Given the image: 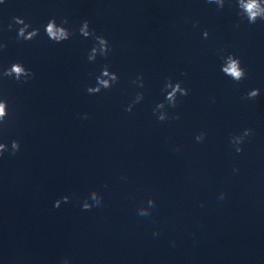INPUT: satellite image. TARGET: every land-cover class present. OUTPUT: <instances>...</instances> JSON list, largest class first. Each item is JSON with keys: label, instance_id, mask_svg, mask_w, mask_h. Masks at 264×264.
Here are the masks:
<instances>
[{"label": "clouds", "instance_id": "9594fccd", "mask_svg": "<svg viewBox=\"0 0 264 264\" xmlns=\"http://www.w3.org/2000/svg\"><path fill=\"white\" fill-rule=\"evenodd\" d=\"M5 0H0V4L4 3ZM208 4L217 5L218 10H222L225 7L226 2L231 6L233 0H206ZM235 6L238 9V15L241 20H246L248 24H256L258 20L264 21V0H234ZM69 23L68 19L65 17L59 23L55 17L48 20L47 24L44 26V31L47 37L54 43L60 44L64 41L71 39L74 35V31L65 27ZM198 24V22H197ZM14 25L20 27L17 28V40L31 41L35 39L39 33V28H33L31 24L27 23L24 18L16 16L12 18V23L8 24V30H12ZM195 26V25H194ZM239 27V24H237ZM31 29V30H29ZM79 34L84 38H92L94 43L88 52L87 59L89 62H95L97 57L107 58L109 53L112 51V46L110 45L108 39L103 35H97L95 29L90 28V23L88 20L82 21L78 29ZM204 39H207L209 32L204 30L202 33ZM7 48V44L0 42V52ZM224 49H219L218 54L222 60L221 71L231 78L233 81L239 82L245 79L247 73L246 70L241 66V60L234 54L223 55ZM91 75V74H90ZM182 76L187 75L186 72L181 73ZM4 78L14 79L17 83L26 84L30 80L35 78V73L26 68L22 63L15 62L11 64L10 67L0 71V80ZM95 85L88 86L86 91L90 95H95L100 93L102 90L111 89L115 84L119 82V76L117 73L110 70V66L105 64L99 75L95 76ZM133 84L137 85L139 88H144V78L143 75H138L135 80L132 81ZM189 89L182 86L181 81H173L171 78H166L161 92L164 94V99L158 102L153 108V114L157 117L158 121L165 122L168 120H179L180 115L170 114L168 109H175L180 102L181 97H186L189 95ZM259 89H252L247 93V99L254 100L259 96ZM144 99L143 92H137L134 99L125 108L126 112H131L136 104H139ZM8 102L6 99L0 98V132L4 131L7 127L8 118ZM87 119V114L83 116ZM254 134L253 130L246 128L240 134H231L230 145L234 149L235 153L240 154L244 151L242 145L245 140ZM205 132H199L195 135L194 139L197 143H203L206 139ZM20 141L12 140L10 147L8 143L0 142V158H3L4 153L8 152L9 155L15 156L20 151ZM178 150V149H177ZM234 172H238V169H233ZM126 179V177H122ZM225 198V193L222 191L219 193L218 199L223 200ZM91 201V202H89ZM69 202V197L64 196L61 199L55 201L54 207L59 208L61 203ZM102 204V196L95 189L91 190L88 197L85 198L81 207L83 211H91L93 207L100 206ZM155 207V200L153 197L149 196L146 203H142L137 207V215L140 217H149L151 215V210ZM156 232L154 231V235ZM59 264H69L68 258H61Z\"/></svg>", "mask_w": 264, "mask_h": 264}]
</instances>
